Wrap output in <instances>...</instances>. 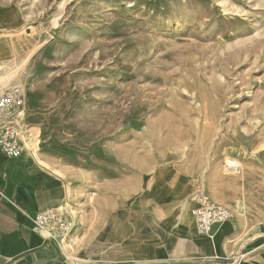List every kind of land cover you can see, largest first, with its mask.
<instances>
[{
	"label": "rangeland",
	"instance_id": "obj_1",
	"mask_svg": "<svg viewBox=\"0 0 264 264\" xmlns=\"http://www.w3.org/2000/svg\"><path fill=\"white\" fill-rule=\"evenodd\" d=\"M15 83L76 257L122 251L139 218L171 248L215 244L192 230L203 190L238 225L206 262L264 264V0H0V89Z\"/></svg>",
	"mask_w": 264,
	"mask_h": 264
},
{
	"label": "crops",
	"instance_id": "obj_2",
	"mask_svg": "<svg viewBox=\"0 0 264 264\" xmlns=\"http://www.w3.org/2000/svg\"><path fill=\"white\" fill-rule=\"evenodd\" d=\"M33 159L25 149L16 158L0 151V264H209L206 260L219 258L218 247L225 243V235L238 226L235 222L228 227L216 226L213 232L221 231V238L213 245L209 238L203 246L197 243L200 255L196 256L195 240L171 248L139 218L125 221V236L111 242L124 245L122 251L111 249L106 256L89 261L78 258L67 250L68 238L62 244L58 238L32 230L37 212L56 208L67 199L65 180ZM190 218L195 237L203 240L205 236L196 234ZM249 261L256 264L252 257Z\"/></svg>",
	"mask_w": 264,
	"mask_h": 264
},
{
	"label": "built area",
	"instance_id": "obj_3",
	"mask_svg": "<svg viewBox=\"0 0 264 264\" xmlns=\"http://www.w3.org/2000/svg\"><path fill=\"white\" fill-rule=\"evenodd\" d=\"M25 91L15 83L0 95V151L8 158H16L24 150L20 137L19 120L23 119ZM190 215L198 236L212 235L214 228L232 218V210L226 204L215 201L203 190L190 196ZM32 230L43 232L49 238L67 237L70 224L58 207L37 212L32 218ZM77 264V263H76Z\"/></svg>",
	"mask_w": 264,
	"mask_h": 264
},
{
	"label": "bare ground",
	"instance_id": "obj_4",
	"mask_svg": "<svg viewBox=\"0 0 264 264\" xmlns=\"http://www.w3.org/2000/svg\"><path fill=\"white\" fill-rule=\"evenodd\" d=\"M8 87V86H7ZM7 87H3V88H1L0 89V95L7 89ZM23 120V119H22ZM20 122H21V120H19V128H20ZM32 131H33V128L32 127H29L28 125H26L25 127L24 126H22L21 125V128H20V137H21V139H22V141H23V143H24V147H25V150H27L29 153H30V155H32V157L38 162V163H40L41 165H43L44 166V168H48L47 167V164L46 163H44L41 159H39L38 157H37V153H36V149H35V143H34V135H32ZM33 134H35L34 132H33ZM33 159V160H34ZM227 164L229 165V166H236L237 165V163L235 162V161H232V160H230V159H228L227 160ZM69 207V206H68ZM71 232V231H70ZM70 232H69V234H70ZM68 234V235H69ZM67 235V236H68ZM65 238H67V237H65ZM65 238H62V239H60L59 241L60 242H63L62 244H64V242H65ZM65 247V246H64ZM68 250V249H67ZM76 258V257H75Z\"/></svg>",
	"mask_w": 264,
	"mask_h": 264
}]
</instances>
